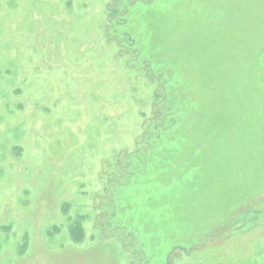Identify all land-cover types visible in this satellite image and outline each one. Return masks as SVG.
<instances>
[{
	"label": "rangeland",
	"instance_id": "374dc122",
	"mask_svg": "<svg viewBox=\"0 0 264 264\" xmlns=\"http://www.w3.org/2000/svg\"><path fill=\"white\" fill-rule=\"evenodd\" d=\"M0 264H264V0H0Z\"/></svg>",
	"mask_w": 264,
	"mask_h": 264
},
{
	"label": "trees",
	"instance_id": "16d2710c",
	"mask_svg": "<svg viewBox=\"0 0 264 264\" xmlns=\"http://www.w3.org/2000/svg\"><path fill=\"white\" fill-rule=\"evenodd\" d=\"M174 91H175V90H174ZM186 95H187V94H186ZM186 95H185V97H187ZM173 97H174V96H173ZM178 97H179V96H178ZM185 97H184V99H185ZM177 99H179V98H173V100H175V101H176V105H175V106H177V103H178ZM180 99H181V98H180ZM184 101H185V100H184ZM172 103L174 104L175 102H172ZM174 122H175V118H174V119H172V121L168 123V126H170V127H171V126H172V124H173ZM168 126H167V127H168ZM162 128H163V127H162ZM163 131H166V130H163ZM75 233H76V232H75Z\"/></svg>",
	"mask_w": 264,
	"mask_h": 264
},
{
	"label": "flooded vegetation",
	"instance_id": "af4514ba",
	"mask_svg": "<svg viewBox=\"0 0 264 264\" xmlns=\"http://www.w3.org/2000/svg\"><path fill=\"white\" fill-rule=\"evenodd\" d=\"M128 44H129V43H128ZM154 122H155L156 124L158 123V124L160 125V124H162L163 119H161V118H160L159 120L156 119ZM154 122H152V123H154Z\"/></svg>",
	"mask_w": 264,
	"mask_h": 264
}]
</instances>
